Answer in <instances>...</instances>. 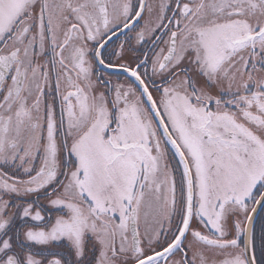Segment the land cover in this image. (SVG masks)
<instances>
[{"label": "snow or ice", "instance_id": "snow-or-ice-1", "mask_svg": "<svg viewBox=\"0 0 264 264\" xmlns=\"http://www.w3.org/2000/svg\"><path fill=\"white\" fill-rule=\"evenodd\" d=\"M0 264H264V0H0Z\"/></svg>", "mask_w": 264, "mask_h": 264}]
</instances>
